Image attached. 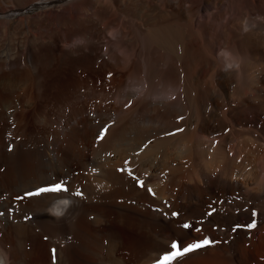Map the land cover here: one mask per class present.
I'll use <instances>...</instances> for the list:
<instances>
[{"label":"bare ground","instance_id":"obj_1","mask_svg":"<svg viewBox=\"0 0 264 264\" xmlns=\"http://www.w3.org/2000/svg\"><path fill=\"white\" fill-rule=\"evenodd\" d=\"M206 238L264 264V0H0V262Z\"/></svg>","mask_w":264,"mask_h":264},{"label":"snow or ice","instance_id":"obj_2","mask_svg":"<svg viewBox=\"0 0 264 264\" xmlns=\"http://www.w3.org/2000/svg\"><path fill=\"white\" fill-rule=\"evenodd\" d=\"M101 137H103L104 133L101 132ZM123 170V169H122ZM129 174H131V172H129ZM141 186H143V181L140 182ZM62 190V185L60 184H56L53 185L50 188H41L38 189L37 192L32 193V192H28L25 193V196H33V195H39L42 192H48V191H61ZM148 191H152L151 189H148ZM19 199H22L23 197H18ZM173 216L178 215V213H172ZM254 223L248 225V227H254ZM184 228H189L190 225L185 223L183 225ZM197 231H199V229H197ZM212 242L210 240H208L207 238L203 241H197L191 244H188L186 246H183L181 242L179 241H172L170 244V251L166 252L162 257H160L157 261L156 264H171L172 261L177 260L179 257H183L184 255L193 252L196 249H200L202 247H204L205 245H209Z\"/></svg>","mask_w":264,"mask_h":264},{"label":"rangeland","instance_id":"obj_3","mask_svg":"<svg viewBox=\"0 0 264 264\" xmlns=\"http://www.w3.org/2000/svg\"><path fill=\"white\" fill-rule=\"evenodd\" d=\"M32 12V11H31ZM62 203H65V201H62Z\"/></svg>","mask_w":264,"mask_h":264},{"label":"clouds","instance_id":"obj_4","mask_svg":"<svg viewBox=\"0 0 264 264\" xmlns=\"http://www.w3.org/2000/svg\"><path fill=\"white\" fill-rule=\"evenodd\" d=\"M0 264H2V262H0Z\"/></svg>","mask_w":264,"mask_h":264}]
</instances>
